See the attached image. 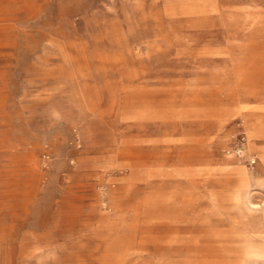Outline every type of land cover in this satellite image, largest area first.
<instances>
[{
  "label": "rangeland",
  "instance_id": "obj_1",
  "mask_svg": "<svg viewBox=\"0 0 264 264\" xmlns=\"http://www.w3.org/2000/svg\"><path fill=\"white\" fill-rule=\"evenodd\" d=\"M261 151L264 0H0V264H264Z\"/></svg>",
  "mask_w": 264,
  "mask_h": 264
},
{
  "label": "crops",
  "instance_id": "obj_2",
  "mask_svg": "<svg viewBox=\"0 0 264 264\" xmlns=\"http://www.w3.org/2000/svg\"><path fill=\"white\" fill-rule=\"evenodd\" d=\"M255 119H256V123H254V125L253 124H251L252 125V128H251V130H250V134H249V137L250 136H253L254 134L256 135V134H259L260 133V130H259V128H260V126H261V118H259V117H255ZM260 156H261V158L264 160V151H261L260 152Z\"/></svg>",
  "mask_w": 264,
  "mask_h": 264
},
{
  "label": "built area",
  "instance_id": "obj_3",
  "mask_svg": "<svg viewBox=\"0 0 264 264\" xmlns=\"http://www.w3.org/2000/svg\"><path fill=\"white\" fill-rule=\"evenodd\" d=\"M255 160H253L252 162H254Z\"/></svg>",
  "mask_w": 264,
  "mask_h": 264
}]
</instances>
